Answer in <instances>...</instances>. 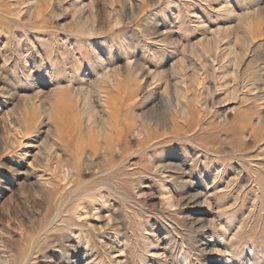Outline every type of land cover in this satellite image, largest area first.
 I'll list each match as a JSON object with an SVG mask.
<instances>
[{
    "label": "rangeland",
    "instance_id": "374dc122",
    "mask_svg": "<svg viewBox=\"0 0 264 264\" xmlns=\"http://www.w3.org/2000/svg\"><path fill=\"white\" fill-rule=\"evenodd\" d=\"M0 264H264V0H0Z\"/></svg>",
    "mask_w": 264,
    "mask_h": 264
},
{
    "label": "bare ground",
    "instance_id": "6f19581e",
    "mask_svg": "<svg viewBox=\"0 0 264 264\" xmlns=\"http://www.w3.org/2000/svg\"><path fill=\"white\" fill-rule=\"evenodd\" d=\"M226 3V2H225ZM228 7V6H227ZM221 9V8H220ZM222 10V9H221ZM229 12V11H228ZM249 13V12H248ZM228 14V13H227ZM240 19V18H239ZM128 72V71H127ZM118 85V84H117ZM104 88V87H103ZM102 89V88H101ZM186 90V89H185ZM64 91H66V92H64ZM191 93V92H190ZM64 95H67L66 97V99H68V100H70V101H74V103L76 104V108H78V109H81L82 111H83V109L85 110V108H84V106L86 105V103H85V101H82L81 100V95H80V92H79V90H75V91H71V90H69V89H67V90H61L60 91V93L58 94V96H59V98H61V99H63V97H64ZM103 97V96H102ZM122 97V96H121ZM124 102V101H123ZM123 105V104H122ZM126 106H128V105H126ZM69 108V107H68ZM125 108V107H124ZM129 108V107H128ZM66 110H67V108H66ZM107 110H111V108L110 107H107ZM113 110V109H112ZM111 110V111H112ZM116 110V109H115ZM68 111V110H67ZM66 111V113H67V116H69V120L71 119V116L69 115L70 113L69 112H67ZM114 111V110H113ZM110 113V112H109ZM110 116H112V115H110ZM117 118V117H116ZM19 124H20V122H19ZM174 127H177L178 126V124L176 123V121H174ZM188 124V123H187ZM20 126H22V125H20ZM24 129H26V128H28L27 129V131H26V133H29L30 131H31V129H32V126H33V123L32 124H27L26 125V122H25V124H24ZM114 126H115V128L118 126V122L117 121H114ZM127 126L129 127L130 126V123H128L127 124ZM89 127V126H88ZM88 127H87V129H88ZM110 128H111V126H109ZM22 128V127H21ZM15 129H17V127L15 128ZM22 130V129H21ZM20 130V131H21ZM15 131V130H14ZM19 131V132H20ZM88 131V130H87ZM118 132L116 133V135H115V138H113V136L111 137V129H107V131H102L103 133H105V135H104V140H103V142H104V146L106 147V149L109 151V152H114L115 151V149H116V146H120L121 145V142H122V140H123V138H124V135H123V133L122 132H120V130H117ZM109 137H110V140H109ZM103 138V137H102ZM150 140V139H149ZM89 142V141H88ZM146 142H148V140H146V141H144V143H146ZM143 144V143H142ZM146 144H148V143H146ZM95 145V144H94ZM94 148H96V150H98V148L100 149V145H99V143L98 142H96V146L94 147ZM83 149H82V147L81 148H79L78 149V151H82ZM102 150V149H101ZM119 150V149H118ZM70 152V151H69ZM102 152V151H101ZM79 169V168H78ZM76 170V169H75ZM76 172L78 173V175H80L79 174V172H78V170H76ZM75 172V173H76ZM70 174V173H69ZM76 175V174H75ZM64 177L66 178V177H68L67 176V173H64ZM70 178V177H69ZM63 179V178H62ZM65 181V180H64ZM50 194H52L53 196H54V194L53 193H50ZM55 195H56V193H55ZM51 196V195H50ZM62 199V198H61ZM57 202H58V200H57ZM56 204H58V203H56ZM56 204H55V206H56ZM59 216V215H58ZM64 218V217H63ZM60 220V219H59ZM61 223V222H60ZM24 263V262H23Z\"/></svg>",
    "mask_w": 264,
    "mask_h": 264
}]
</instances>
